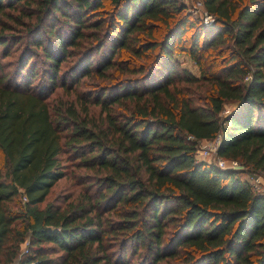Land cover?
I'll list each match as a JSON object with an SVG mask.
<instances>
[{"label": "trees", "instance_id": "16d2710c", "mask_svg": "<svg viewBox=\"0 0 264 264\" xmlns=\"http://www.w3.org/2000/svg\"><path fill=\"white\" fill-rule=\"evenodd\" d=\"M202 3L0 0V264H264V0Z\"/></svg>", "mask_w": 264, "mask_h": 264}, {"label": "rangeland", "instance_id": "374dc122", "mask_svg": "<svg viewBox=\"0 0 264 264\" xmlns=\"http://www.w3.org/2000/svg\"><path fill=\"white\" fill-rule=\"evenodd\" d=\"M182 3L187 7V10L190 11L192 13L193 16L195 17H199L200 19L201 16H199L197 14V12H193L192 10V6L190 4V2L188 1V4L185 3L184 0H181ZM197 1H202V0H192V2H197ZM176 61L178 62V65L186 70H189L191 73L198 75V70L197 67L195 66L194 62L184 53H177L174 55ZM39 68V67H38ZM39 81H42V78L40 76V74L38 73L35 81L32 84L31 89L32 90H36V87H38ZM12 86V85H11ZM191 88H194V86H192ZM62 89L60 88H56L54 90V92L49 95V99L50 100H56L58 98H65L64 94L62 93ZM96 109V108H94ZM233 109V104L232 103H226L223 107L222 110V114H226L228 112H230ZM215 139L213 140H199L198 145H197V152H196V157L198 159H206L207 161H211L214 159V156H216V145H215ZM204 151H207L206 153ZM217 157V156H216ZM223 160L226 161V163L230 166L233 167L234 169H245L241 163L239 161L236 160H231V159H227V158H222ZM4 162L2 160H0V166L3 167ZM70 167V166H69ZM244 174V178L247 180V182L249 184H251V182L260 177L262 180H264V173L262 172H249ZM71 183V176L61 179L58 182H56L54 184V186L51 188L49 194L46 197V201H51L56 197H66L67 195H71V199L75 198L78 195V190L79 187L77 186H69ZM19 193H20V201L23 204L25 201L23 200V191L22 189H18ZM70 199V200H71ZM25 247V243H22L20 246V250L23 251Z\"/></svg>", "mask_w": 264, "mask_h": 264}, {"label": "built area", "instance_id": "2783aa9c", "mask_svg": "<svg viewBox=\"0 0 264 264\" xmlns=\"http://www.w3.org/2000/svg\"><path fill=\"white\" fill-rule=\"evenodd\" d=\"M181 1V0H180ZM186 4H188V1L190 2L191 6H192V11L193 12H197V14L199 16H201L202 18V21L204 24L206 25H209L213 22V17L206 11V9L204 8V5L202 3V1H197V2H192V0H184ZM182 2V1H181ZM215 145H216V156H214V159L211 161H207L206 159H198L196 157V154H195V158L198 160V161H207L208 163H213L215 164L217 167L221 168V169H234L233 167H230L225 160H223L221 157H219L217 155V148L219 146V137L215 138ZM197 152V150H196ZM205 153L207 151H204ZM251 187L254 189V190H257L259 193L263 194L264 195V180H262L260 177L254 179L252 182H251ZM23 200L25 201L26 198L25 196H23Z\"/></svg>", "mask_w": 264, "mask_h": 264}]
</instances>
